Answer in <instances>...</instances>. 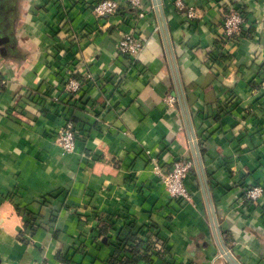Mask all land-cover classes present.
Instances as JSON below:
<instances>
[{
    "label": "crops",
    "instance_id": "0c3cea01",
    "mask_svg": "<svg viewBox=\"0 0 264 264\" xmlns=\"http://www.w3.org/2000/svg\"><path fill=\"white\" fill-rule=\"evenodd\" d=\"M101 1L0 0V264H228L152 0L95 17ZM162 6L222 239L241 264H264V194L243 201L264 184V0ZM228 7L246 25L224 41ZM128 31L145 43L137 60L116 52ZM68 77L83 81L74 96ZM69 120L77 141L63 155ZM178 157L193 163L188 202L154 172Z\"/></svg>",
    "mask_w": 264,
    "mask_h": 264
},
{
    "label": "built area",
    "instance_id": "2783aa9c",
    "mask_svg": "<svg viewBox=\"0 0 264 264\" xmlns=\"http://www.w3.org/2000/svg\"><path fill=\"white\" fill-rule=\"evenodd\" d=\"M128 3L132 8L136 9H140L142 6V0H128ZM118 8L119 5L115 0H103L93 5L92 14L95 17L112 16L117 12ZM187 16L193 19L195 17L194 11L190 9ZM245 25L246 18L244 14L234 7H228L223 13L221 25L222 40H233V38L240 35ZM115 48L118 54L128 55L137 60L145 48V43L131 31H128L122 35L121 39L116 43ZM4 82V80H1L0 85H3ZM62 84L63 93L66 94V96H74L82 88L83 81L81 79L68 77L62 81ZM58 99V96H53V100L58 101ZM164 101L168 106H172L175 103V97L168 95L164 98ZM55 141L63 155L75 151L77 134L73 122L70 120L66 121L64 125L57 130ZM192 169V161L184 157L176 158L167 171H162L160 167L154 166V172L159 176L167 194L171 198L183 202L191 200L190 193L186 186V180ZM263 194L264 184H255L245 190L243 201L247 204H256Z\"/></svg>",
    "mask_w": 264,
    "mask_h": 264
},
{
    "label": "water",
    "instance_id": "95a60500",
    "mask_svg": "<svg viewBox=\"0 0 264 264\" xmlns=\"http://www.w3.org/2000/svg\"><path fill=\"white\" fill-rule=\"evenodd\" d=\"M152 3L154 5V10L158 15L159 18V27H160V32L163 37V42H164V47H165V53H166V58L170 64L171 67V73L173 77V81L175 84V92L176 96L178 99V103L185 121V126L187 133L189 135V138L191 140V150H192V155H193V162H194V167L196 170V174L199 180V184L203 193L204 201L206 204V208L208 211V215L211 221V226L214 231V234L217 239V243L219 246V251L224 258V260L228 264H241L228 250L227 246L225 245L221 232L217 223L216 219V214H215V209L213 206V202L211 199L210 191H209V186L208 182L206 179L205 171H204V166L202 162V158L200 155V151L198 148V144L196 141V137L194 134L191 118H190V113L188 110L187 102H186V97L184 94L183 86L179 77V73L177 70V65H176V60L173 52V48L170 42V37L168 34V29L165 23V17L163 13V6H162V0H152Z\"/></svg>",
    "mask_w": 264,
    "mask_h": 264
},
{
    "label": "trees",
    "instance_id": "16d2710c",
    "mask_svg": "<svg viewBox=\"0 0 264 264\" xmlns=\"http://www.w3.org/2000/svg\"><path fill=\"white\" fill-rule=\"evenodd\" d=\"M191 173L193 174L194 172L191 170Z\"/></svg>",
    "mask_w": 264,
    "mask_h": 264
}]
</instances>
